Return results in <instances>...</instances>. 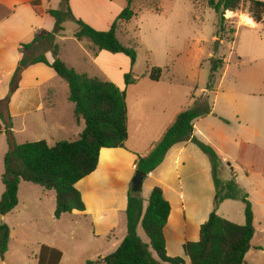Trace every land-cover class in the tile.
I'll use <instances>...</instances> for the list:
<instances>
[{
    "label": "rangeland",
    "instance_id": "rangeland-1",
    "mask_svg": "<svg viewBox=\"0 0 264 264\" xmlns=\"http://www.w3.org/2000/svg\"><path fill=\"white\" fill-rule=\"evenodd\" d=\"M50 2L53 9L59 8L60 0ZM127 3L128 0H107L97 7L110 19L116 8H124ZM44 6L37 5L39 9ZM132 9L135 16L122 22L117 34L123 44L137 52L133 67H128L130 60L123 53L119 58L101 59L103 70L92 59L78 57L77 41H72L77 40L74 33L78 25L73 21L64 24L65 41L62 43L57 38L58 45H62L59 57L75 64L79 71L112 81L118 87L121 83L123 89L124 74L132 69L136 82L125 89L127 104L133 123L147 136L151 130L164 127L178 113L193 107L201 97H207L212 113L198 118V128L203 130L207 143L225 153L222 178L236 180L253 204L256 233L245 264H264V20L257 27H238L241 18L247 24L249 14L226 11V30L217 35L218 17L206 0H133ZM230 28L236 30L235 34L230 33ZM45 47H36V52H44ZM47 54L50 56L51 52ZM216 65L220 67L214 71ZM153 66L163 69L159 81L149 77ZM213 73L215 83L208 90ZM43 76V91H55L49 96L56 107L47 109L49 125L37 130L32 126L22 130L21 117L15 118L13 133L18 144L39 140L54 144L79 136L80 127L71 110L74 104L68 99L67 82L60 76L53 78L48 73ZM32 80L30 75L24 84L33 85ZM6 108L3 101L0 112ZM57 121L62 128H58ZM107 160L103 157L101 164ZM43 190L47 189L36 185L30 192L24 189L21 192V206L8 216V226L14 228V233L5 263L0 257V264H39L43 247L61 252L58 264H86L88 259L110 254L121 243L127 232L126 217H122L124 221L120 218L115 237H95L89 217L66 213L56 219V192L49 190V198L41 200ZM141 197L147 204L148 192L144 191ZM86 198L89 205L95 204L89 194ZM223 203L220 215L233 222L239 217L243 223L246 221L242 201L229 199ZM138 233L144 241H149L142 227Z\"/></svg>",
    "mask_w": 264,
    "mask_h": 264
},
{
    "label": "trees",
    "instance_id": "trees-1",
    "mask_svg": "<svg viewBox=\"0 0 264 264\" xmlns=\"http://www.w3.org/2000/svg\"><path fill=\"white\" fill-rule=\"evenodd\" d=\"M218 17L217 35L226 30V11H243L259 24L264 20V0H206ZM133 0L118 14L109 29L98 30L77 18L71 8L70 0H61L59 8L49 9L48 14L55 19L52 31L40 29L30 43L21 44L23 53L12 76L9 92L3 99L7 103L5 112H0V134L5 133L9 149L4 158L5 171L2 182L5 191L0 199V215L5 216L19 204V186L22 181L32 182L47 190H55L57 196L54 216L74 210L85 211L86 205L77 183L93 173L99 163L102 148L125 147L129 137L128 104L126 90L120 89L112 81L104 80L88 73L79 72L60 57L57 38L65 32L64 24L73 21L78 25L74 37L87 40L96 51L123 53L130 59L133 67L137 61L134 47L125 45L118 37L119 25L130 21L135 12ZM236 30L230 28V33ZM234 40V39H232ZM45 45V51L36 52V47ZM51 52V62L47 53ZM43 63L55 70L69 86V100L74 103V116L77 121L83 119L85 128L75 140H61L49 145L45 140L18 144L13 133V120L9 111L12 95L19 88L23 72L30 66ZM216 65L215 70L219 69ZM0 68V79L5 75ZM163 69L153 66L149 77L159 81ZM126 86L134 84L136 78L132 69L124 74ZM215 83L214 73L207 89ZM1 103V100H0ZM212 113L207 97H201L194 106L180 112L162 138L151 151L137 160V172L144 178L154 171L164 160L169 149L176 143L192 141L210 159L216 187L214 210L209 219L201 226L200 239L188 241L183 245L185 255L191 264H245L246 255L252 249V240L256 233L253 204L249 194L244 192L236 180L222 178L223 157L211 144L194 135L195 121ZM230 166V164L228 163ZM240 200L245 204L244 224H237L218 214V208L225 200ZM171 212V205L165 198L162 188L154 187L145 208L141 190L131 182L126 209L127 234L119 247L104 258L87 264H184L183 257H170L167 254L164 228ZM141 226L149 241H144L138 233ZM11 230L7 223L0 221V257L5 258L9 249ZM49 251V252H48ZM39 264H58L61 252L43 247Z\"/></svg>",
    "mask_w": 264,
    "mask_h": 264
},
{
    "label": "crops",
    "instance_id": "crops-1",
    "mask_svg": "<svg viewBox=\"0 0 264 264\" xmlns=\"http://www.w3.org/2000/svg\"><path fill=\"white\" fill-rule=\"evenodd\" d=\"M105 1L107 0H70V3L73 13L77 18L84 20L98 30H107L123 8H116L114 15L108 19L106 12L102 8L97 7V5L101 2L105 3ZM38 4L39 6H44L45 4V6L43 9H39L37 7ZM50 4V0H0V68L6 71L5 75L0 79L1 103H3V99L9 92L12 76L18 62L23 56L21 44L32 42L38 30L44 29L52 31L55 26V19L48 14V10L52 8ZM250 21L254 25L250 24ZM256 24L252 18H249L247 24L243 23L241 18L238 27H257L258 24L255 26ZM59 40L62 43L65 41L62 36H59ZM72 41H77L80 51L78 57H81L82 60L87 58L92 59V63L102 70L104 69V64L101 59L106 56L110 58L120 57V53L113 54L105 50L95 52L87 40ZM61 51L62 45L60 44V54ZM47 57L51 62L54 60L52 54L50 56L47 54ZM66 62L72 67L75 66L70 61ZM128 67L131 68V63H128ZM74 68L76 69V67ZM76 70L79 71L78 69ZM79 72L88 73L86 71ZM45 73L50 74L53 78L58 76L53 68L43 63L28 67L23 72L19 88L11 97L9 111L12 116L13 125L15 118L20 116L23 125L22 130L24 131L29 129V127L31 128V126L37 130L39 127L49 125L47 109H55L56 107L55 101H51L49 96H53L55 91L49 90L46 93L43 91L42 84H44V80H41V78L44 77L43 75ZM30 75H33V85L26 86L24 83ZM126 87L125 84V89H127ZM119 88L124 90L121 83H119ZM208 94L205 95L207 96ZM74 107L75 105L71 106L73 115ZM128 111L129 137L125 143V147L102 148L96 170L80 180L76 185L82 193L86 210H74L72 214L76 213L75 215L89 217L95 237L104 236L108 239L115 237V231L120 223V218L126 217L128 193L132 179L137 172L136 168L139 156L147 155L151 151L154 145L165 134L168 127L174 123L176 116L179 114L175 118L173 116V121H169L164 127H156L151 130V133H148L147 136L146 133L140 130V127H137L135 122L133 123L130 107H128ZM74 119L80 127L78 131L80 136V133L85 128V121L83 119L80 121H77L76 118ZM197 122L198 119L195 121L194 135L208 142L204 139L203 136L205 134L202 129L198 128ZM57 125L58 128H62L58 121ZM210 144L213 145L212 143ZM213 146L215 147V145ZM8 149L7 136L5 133H2L0 134V199L5 191L2 175L5 171L4 158ZM216 149L223 157V162L225 163V153L220 147ZM103 157H107L108 160L102 165ZM108 180L110 181L108 182ZM36 185L32 182L22 181L19 186V204L7 215H0V221L5 223L9 222L8 216L18 209L23 202L21 196L23 189L30 192ZM154 187L162 188L165 198L171 205V212L164 228L167 254L170 257H183L185 259L184 264H191L190 259L184 253L183 245L185 242L198 241L200 239L201 226L209 219L211 212L214 210L216 187L209 157L191 140L174 144L165 155L162 163L144 178L141 194L146 191L150 196ZM48 191L43 190L40 197L41 200L49 198ZM87 194L95 201L94 205H89V200L86 198ZM223 204L221 203L219 206L218 214ZM147 205L148 203L145 204L144 199L145 208ZM236 222L240 225L245 223H243L241 217ZM10 230L11 240L14 228L10 227ZM119 245L117 244V248ZM105 256L99 255L96 259L88 260L95 261ZM5 260V258L2 259L4 263ZM88 260H86V264ZM163 264L169 263L165 262Z\"/></svg>",
    "mask_w": 264,
    "mask_h": 264
},
{
    "label": "water",
    "instance_id": "water-1",
    "mask_svg": "<svg viewBox=\"0 0 264 264\" xmlns=\"http://www.w3.org/2000/svg\"><path fill=\"white\" fill-rule=\"evenodd\" d=\"M218 43H219V40H218ZM213 60L215 61V57H213ZM143 180H144V175L141 172H136L135 176L132 179L135 187L140 190L143 187Z\"/></svg>",
    "mask_w": 264,
    "mask_h": 264
}]
</instances>
